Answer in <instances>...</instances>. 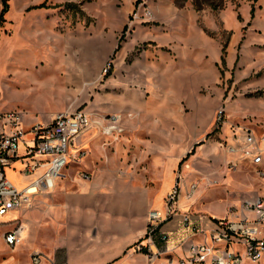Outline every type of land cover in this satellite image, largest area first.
I'll use <instances>...</instances> for the list:
<instances>
[{
  "label": "crops",
  "instance_id": "0c3cea01",
  "mask_svg": "<svg viewBox=\"0 0 264 264\" xmlns=\"http://www.w3.org/2000/svg\"><path fill=\"white\" fill-rule=\"evenodd\" d=\"M63 1L81 3V0ZM92 1L93 9L101 12V25L112 30L109 39L112 41L110 50L113 53L110 54L105 47L109 45L107 40L105 43L90 42L91 48L86 49L83 33L75 32L71 38L69 33L61 35L62 32L58 31L52 33L53 51L45 60L55 69L60 66L59 69L64 70L66 66H70L78 73L80 81L88 74L93 81L87 84L89 86L99 84L109 88L110 93L98 94L83 111L100 119L120 115L123 133L103 136L100 129H96L82 137L79 145L84 150V158L69 165L54 188L47 191H56V196L65 201L69 216H86L87 233L95 230L98 231V237L100 234L104 237L103 240L94 236L93 244L84 242L79 246L81 256L90 250L101 254L102 251L98 252L101 249L107 251V248H113L117 242L125 240V246L129 248L146 234L147 217L151 211L150 208L145 212L137 227L135 222L123 219L135 213L138 200L145 199L149 202L151 198L158 197V206L152 210L163 211L165 198L175 183L179 182L181 189H187L186 201L189 202L198 188L191 193L190 186L199 179L204 184L205 192L220 195V200L223 199L226 204V214L214 215L201 207L195 208L197 204H194L193 199L187 203L180 195L178 216L161 229L169 236L168 249L179 253L178 245L189 234L185 231L184 237H180L183 230L180 216L187 214L191 217L192 224L203 227L229 216L231 211L238 209L247 200L264 198V153L262 164L253 166L248 161H242L239 155L229 153L225 145L231 141L227 131L229 124L248 126L255 135L257 131L264 133V97L253 102L241 95L234 98L226 90L217 92L214 97L215 68L220 65L223 48L198 28V19L206 16V13L195 11L191 3L177 6L173 0H148L147 6L152 9L153 17L146 19L147 23L144 25H133L131 33L127 32L128 35L124 37V42L116 38L115 42L112 39L114 33L130 27L128 17L132 7L117 10L116 4H122L123 0ZM127 2L130 1L126 0ZM244 26L245 22H242L236 33L233 31L236 40L231 59L228 52L230 43L227 47L224 64L227 72L233 70L238 62L243 66L253 63L259 67L262 64L258 52H251V44L256 43V39L251 40L250 36L244 35ZM75 57H79L78 61ZM86 57L92 58L89 69L86 67ZM110 57L112 66L109 76L104 79L102 71ZM239 82L240 77L233 86L239 88ZM203 89L205 95L201 94ZM216 108L218 109L215 111ZM219 109H223L225 115L219 144L221 149L218 151L212 146L214 165L193 173L190 167L194 160H201L202 149L201 152L197 151L195 157L194 151L203 146L205 141L200 143L199 140L207 138L211 132ZM249 118L253 122H248L256 130L248 124ZM258 125H262L260 130L257 129ZM143 136L150 141L148 138L144 140ZM134 148L162 153L192 150V154L189 153L182 160L172 159L168 164L164 160H158L141 170L143 163L128 156L129 151ZM211 153L209 151L207 154ZM191 156L193 161L189 162L181 178H176L175 170ZM230 164L237 167L229 171ZM246 168L250 169L249 172ZM259 173L263 175L260 176ZM205 178L210 179L207 181L211 186L204 181ZM148 182L155 186L147 188L141 185ZM215 183L227 187L214 189ZM25 209L17 211L18 214H22ZM95 223H100L101 226L94 229ZM87 239L85 235L84 241ZM106 254L110 256L109 251ZM141 256L145 257L143 254ZM136 259L128 255L119 264H133ZM78 261L91 262L81 259Z\"/></svg>",
  "mask_w": 264,
  "mask_h": 264
},
{
  "label": "rangeland",
  "instance_id": "374dc122",
  "mask_svg": "<svg viewBox=\"0 0 264 264\" xmlns=\"http://www.w3.org/2000/svg\"><path fill=\"white\" fill-rule=\"evenodd\" d=\"M123 1L122 4L118 2L116 8L117 10L121 8L127 10L129 6L132 7V12L128 17L130 27L114 33L112 39L115 42V38L124 42V37L128 35L127 32L131 33L133 25L147 23V20L142 18L145 12H148L147 17L149 19L153 17L152 9L147 6L148 0H129V3H126V0ZM173 1L177 6H183L185 3L192 4L190 0ZM221 3H223V8L218 12H213L210 8L201 10L206 13V16H200L197 23L198 28L218 42L222 48L228 47L230 43L228 52L229 59H231L236 40L233 31L236 33L239 24L245 22L244 35L250 36L251 40L256 39V43L251 44V52H258L257 54L262 58V64L259 67L253 63H247L246 66H243L238 62L233 70L227 72L225 62L224 64L220 62L218 68H215L214 97L217 92L226 90L234 98L241 95L247 100L257 102L264 97V90L262 89L264 88V0H257L254 3V18L251 17V0H222ZM8 5V12L4 16L5 22L0 27V114L17 112L23 118V129L27 131L35 124L47 126L59 113L65 114L84 110L98 94L110 93L109 88L101 87L99 84L96 86L87 85L93 82L88 74L83 81H80L77 77L78 73L72 70L70 66H66L64 70L59 69L60 66L55 69L45 60L53 51L52 33L58 31L62 32L61 35L69 33L71 38L75 32L83 33L82 37L86 41V49L91 48L89 47L90 42L105 43L107 40L109 45L105 47L110 54L113 53L110 50L112 41L109 39L112 30L110 28L105 29L101 25V12L93 9L92 0H81L80 4L65 3L63 0H10ZM2 8V0H0V13ZM107 12L105 11V13ZM134 14H136L135 17ZM57 19L60 21H56ZM71 57L72 55L69 58ZM78 58L75 57L74 59L78 61ZM86 60L88 62L86 67L89 69L91 68L89 61L92 58L86 57ZM110 60H112L111 57L108 62H111ZM102 75L106 79L109 73L105 75L102 71ZM239 77L238 85L240 86L239 88L234 87L233 83ZM201 94L205 95V89L201 91ZM220 107L221 105L218 106V108ZM248 121L253 122L250 118L247 119ZM249 122L248 124H250ZM251 127L256 130L254 126L251 125ZM261 128L262 125H258L257 129L260 130ZM227 131L230 132L229 128ZM221 134V129L214 125L209 133L210 136L202 137L199 140L200 143L205 142H203V146L195 149L194 157L197 151L201 152L202 149L201 160H194L190 167L191 172L197 173V170H202L203 167L209 168L214 165L211 147H216L218 151L221 149L219 147ZM29 136L30 134L26 135V139ZM256 136L263 138L264 133L257 131ZM146 138L148 137L143 136L144 140ZM148 141H150L149 138ZM240 142H243V139ZM231 145L235 146V142ZM191 151L162 153L140 151L138 148H134L129 151L128 156H131L134 161L140 160L144 165L141 170H144L148 165L156 163L158 160H164L166 164L172 159L179 158L182 160ZM209 151L211 154H207ZM19 153L25 154V146L22 144L19 146ZM190 161H193L192 156L175 170L176 178H181ZM24 167V164L18 163L6 171L9 181L19 189L29 186L44 171L39 169L33 176L27 178L23 174H19ZM246 170L249 172L250 169L246 168ZM208 179L205 178L204 181ZM141 185L147 188L155 186L151 182ZM192 185L198 187L191 197L194 204H197L195 208L201 207L214 215L226 214V204L223 199L220 200V195L205 192L204 184L199 179L194 181ZM208 186L211 185L208 183ZM213 186H215L214 189L218 190L227 187H222L219 183H215ZM187 193L186 188L181 189V197L185 201ZM191 199L189 202L192 201ZM158 203V197L151 198L149 202L140 199L136 202L135 213L125 216L123 219L128 218L135 222L137 227L143 220L145 212L150 208L151 210L156 209ZM67 208L68 205L65 201L63 202L56 196V191H41L32 199L30 206L22 214L17 212L13 216L11 213L4 219H0V222L4 223L0 226V264H32L31 258L34 255L41 257L40 264H119L128 255L137 258L133 264H150L141 254H134L135 245L144 243L145 234L142 239L133 243L129 248L125 246L126 240L117 242L113 248H107L110 256L106 254L105 249L98 251H102L101 254L90 250L80 256L79 246H82L84 242L93 244L94 236L103 240L104 237L101 234L98 237V231L95 230H90L87 233L86 216L84 214L69 216ZM99 224L95 223L94 229L101 226ZM19 226H25L26 236L21 237L20 244L10 248L5 244L4 234ZM184 234L185 231L182 230L180 237L183 238ZM85 235L88 238L86 241H84ZM176 254L181 256V251ZM79 259L91 262L80 263ZM155 264H161V261Z\"/></svg>",
  "mask_w": 264,
  "mask_h": 264
},
{
  "label": "built area",
  "instance_id": "2783aa9c",
  "mask_svg": "<svg viewBox=\"0 0 264 264\" xmlns=\"http://www.w3.org/2000/svg\"><path fill=\"white\" fill-rule=\"evenodd\" d=\"M147 14L145 12L142 18L149 19ZM111 66L112 62H108L103 74H108ZM22 119L17 112L0 114V219L30 206L32 198L39 192L53 189L65 169L84 158L79 140L86 134L96 129H100L103 136L123 133L120 115L100 119L83 110L59 113L47 126L35 124L27 131L23 129ZM215 125L218 129L224 127L223 109L216 112ZM228 128L235 146L225 143L227 151L239 155L242 161L260 166L264 138L257 137L243 124H229ZM21 144L25 146L23 155L19 153ZM18 163L25 165L19 174L27 178L39 169L44 171L29 186L19 189L6 175V171ZM236 167L230 164L228 170L233 171ZM31 188L35 191L31 192ZM195 189L192 185L191 193ZM180 195L181 184L177 182L165 198L164 210L148 213L145 240L135 245V253L143 254L150 264L160 261L161 264H264V198L247 200L229 216L203 227L192 224L187 214L180 216L182 229L189 233L178 245L180 256L175 250L168 249L169 236L161 230L178 216ZM2 224L0 222V226ZM21 228L4 234L8 247L14 248L21 243ZM40 258L39 255L32 256V264H40Z\"/></svg>",
  "mask_w": 264,
  "mask_h": 264
},
{
  "label": "trees",
  "instance_id": "16d2710c",
  "mask_svg": "<svg viewBox=\"0 0 264 264\" xmlns=\"http://www.w3.org/2000/svg\"><path fill=\"white\" fill-rule=\"evenodd\" d=\"M9 1L10 0H2V7L3 8H2L1 13H0V27L5 22L4 16L8 12V9H9L8 2ZM190 1H192V5H193L195 11H197V12H200L201 10H203L205 8H210L213 12H218L219 10H221L223 8V3H221L222 0H190ZM251 1H252L251 17L254 18V14H255L254 3L257 0H251ZM124 30H126V29H124ZM226 50H227V47L224 46L222 49V57H221V62L223 64L225 62L224 59L226 56ZM209 136L210 135H208L207 137H209ZM183 162H184V160H183Z\"/></svg>",
  "mask_w": 264,
  "mask_h": 264
},
{
  "label": "bare ground",
  "instance_id": "6f19581e",
  "mask_svg": "<svg viewBox=\"0 0 264 264\" xmlns=\"http://www.w3.org/2000/svg\"><path fill=\"white\" fill-rule=\"evenodd\" d=\"M34 191H35V189H34V188H31V192H34ZM10 214H11V213H10ZM12 214H13V216H14L15 214H17V211L12 212ZM14 219L16 220L15 217H14ZM15 220H14V221H15ZM20 236H21L22 238H24V237L26 236V229H25V226H23V227L21 228Z\"/></svg>",
  "mask_w": 264,
  "mask_h": 264
}]
</instances>
